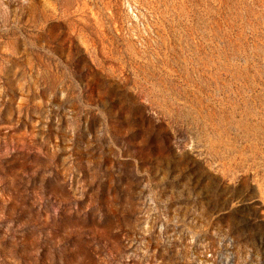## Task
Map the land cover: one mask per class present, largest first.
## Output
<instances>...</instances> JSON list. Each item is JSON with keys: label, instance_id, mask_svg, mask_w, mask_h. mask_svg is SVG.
Segmentation results:
<instances>
[{"label": "rangeland", "instance_id": "1", "mask_svg": "<svg viewBox=\"0 0 264 264\" xmlns=\"http://www.w3.org/2000/svg\"><path fill=\"white\" fill-rule=\"evenodd\" d=\"M0 264H264V0H0Z\"/></svg>", "mask_w": 264, "mask_h": 264}]
</instances>
